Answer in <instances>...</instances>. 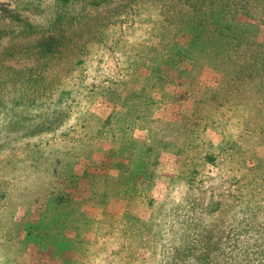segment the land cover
I'll return each mask as SVG.
<instances>
[{
    "label": "rangeland",
    "instance_id": "obj_1",
    "mask_svg": "<svg viewBox=\"0 0 264 264\" xmlns=\"http://www.w3.org/2000/svg\"><path fill=\"white\" fill-rule=\"evenodd\" d=\"M199 2L237 22L196 39L184 0H0V264H264V0Z\"/></svg>",
    "mask_w": 264,
    "mask_h": 264
},
{
    "label": "trees",
    "instance_id": "obj_2",
    "mask_svg": "<svg viewBox=\"0 0 264 264\" xmlns=\"http://www.w3.org/2000/svg\"><path fill=\"white\" fill-rule=\"evenodd\" d=\"M185 2L187 1V4L190 6L191 11H186L182 16L186 15L189 16L190 19L187 21V25H185V27L183 28L184 31H182L183 35H186L188 33V29H190L189 31L191 32L192 29H195V31H193L192 36L193 38L196 39H201L199 36H195V32L199 29H210V28H215L218 29L220 31V34L225 33L226 31H228L229 29H232L234 23H236V18H234V15L230 12V16L231 18L229 19L228 17H226V15H224V13L219 14L217 11H215L214 9L211 8V6H206L203 5L202 3H200V0H184ZM57 3H68V2H81L83 4H85L86 6H91L93 8L98 7V6H102V5H106V4H110L112 2V0H56ZM230 7V5L228 6ZM230 9V8H229ZM184 12V10H182ZM63 16V13H58V16L56 18L57 23L60 21L61 17ZM190 21V22H189ZM61 27H59L60 29ZM220 34L216 35V36H212L209 35L207 37H204L202 39L203 43L208 44V43H217V41L220 38ZM45 42H42V45H46V46H50V48H47V50L45 49L44 51L41 50L40 52L43 51L44 55L48 54V53H54V52H58L61 51V47L59 45V42L56 38H51V39H44L42 38ZM53 39V40H52ZM56 41L58 42V45L53 46ZM250 42V37L248 36H239L237 37L236 40V45H235V49L230 50L228 52L225 53L223 59L225 61H227V63L234 65L235 68H240L239 71L237 72L238 75L241 76H247V75H252V72H247L246 70L249 69L250 71L255 72L256 68H257V64L256 62H259V57L261 56V54H257V55H253L251 54L250 56H248L247 58H245L244 60H242V62H237V58L235 57L237 54H239V49L240 47L243 45V43H245V45ZM53 46V47H52ZM44 46H41V49H43ZM65 47V46H64ZM178 49H181V45H176V42H171L169 43V47H168V52H171L172 55H179L178 53ZM183 56V55H182ZM179 57H181L179 55ZM233 57H235V59H233ZM256 57H258V59L255 61ZM172 61L176 62V60L173 58ZM135 104V103H134ZM134 104H131L130 110L132 111ZM139 109L138 108H134L133 111L137 112ZM133 119L138 118V117H132ZM65 119V116H57V117H45V118H41L38 122H36L35 124H33L32 126H30L28 129L31 131L30 133H23V134H19V135H27V134H33L34 132H38V131H42L46 128H48L49 126L53 125V124H59L61 122H63V120ZM107 121V120H106ZM107 123V122H106ZM13 131V130H11ZM14 132V131H13ZM65 240L71 239L70 237H64ZM69 241V240H68ZM70 244L72 245V240L69 241ZM195 258V257H194ZM196 262L195 264H206V260L205 258H195ZM194 264V262H193Z\"/></svg>",
    "mask_w": 264,
    "mask_h": 264
}]
</instances>
